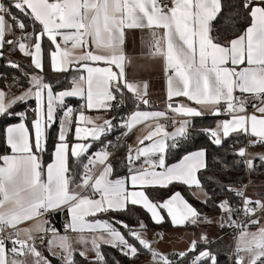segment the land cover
I'll return each instance as SVG.
<instances>
[{
    "label": "snow or ice",
    "instance_id": "snow-or-ice-1",
    "mask_svg": "<svg viewBox=\"0 0 264 264\" xmlns=\"http://www.w3.org/2000/svg\"><path fill=\"white\" fill-rule=\"evenodd\" d=\"M12 7L29 23L13 15ZM239 7L247 13L248 26L226 40L225 34L235 32L237 17L225 11L222 0H169L166 4L160 0H12L11 5L0 2V50L11 45L13 50L30 57L31 66L43 73L42 42L46 39L52 48V71L65 73L79 65L87 73L74 77L71 88L57 91L56 85L47 82L42 74L22 72L29 87L19 96L7 99L0 90V118L18 120L4 130L10 154L0 155V264H51L36 244L37 239L43 243L49 233L52 239L48 240L47 249L59 264H81V260L83 264H109L104 246L135 257L138 247L129 237L151 254L154 264H220L207 234L170 259L152 249L151 242L143 238L147 230L143 221L137 222L139 229H133L123 221L98 215L126 212L129 205H140L157 224L165 220L162 212L175 227L212 223L178 191L161 200L150 198L146 191L129 192L125 179L109 178L113 168L107 146L90 153L91 142L70 146L67 133L72 130V118L78 111V124L91 126L75 127V139L100 141L114 125L111 120L97 123L85 114V109L119 107L126 93L131 94L137 107L149 105L147 82L129 81L125 73L126 63H130L125 52L126 30L139 29L148 32L141 37L148 54L164 63L168 100L186 97L196 105L174 107L169 103L171 112L187 118L201 117L205 110L213 115H228L230 118L215 128L204 130L216 146H222L233 134L254 137L249 141L252 146L264 145V0H241ZM29 27L31 31H26ZM13 28L20 30V36L6 40V33ZM99 62L106 66H92ZM8 66L20 69L15 61H9ZM113 67L118 71H113ZM68 98H81L85 104L74 110L66 103ZM30 100L35 102L31 121L27 112L13 111L18 104L27 106ZM249 105L254 109L252 113L247 111ZM160 119L176 123L165 111L137 110L119 125L126 129L124 135L140 124L149 129L139 139L140 146L128 148V164L140 162L130 176L131 184L166 189L180 183L202 188L197 173L207 168L206 150L184 155L171 166L165 164L168 142L178 147L179 139L189 136L191 119L181 121L171 133L166 124L159 123ZM57 121L59 132L53 159L45 166L42 154L47 150V130ZM234 155L241 158L237 163L246 165L249 172L255 170L256 158L264 164V154L248 158L244 147ZM70 159L81 169L79 175L74 174L75 165L70 164ZM97 168L101 169L98 175ZM244 188L224 187V192L240 198L238 204L225 198L213 205L221 211V228L240 230L234 264H245L246 257L247 264H264V225L257 216L264 212V199L246 196ZM210 201L211 197H207L202 202ZM57 212L68 215L63 235L50 219H45ZM241 214L244 219L238 220ZM28 221L34 224L20 227ZM252 226L256 231L248 230ZM69 233H76L75 239ZM77 244L79 248L74 247Z\"/></svg>",
    "mask_w": 264,
    "mask_h": 264
},
{
    "label": "trees",
    "instance_id": "trees-1",
    "mask_svg": "<svg viewBox=\"0 0 264 264\" xmlns=\"http://www.w3.org/2000/svg\"><path fill=\"white\" fill-rule=\"evenodd\" d=\"M5 4L11 5L12 0H3ZM225 5V11L230 12L234 17H237V22L235 23V32H230L224 35V39L230 40L234 38L236 34L243 31L249 23L247 13L239 7L241 0H222ZM13 15L23 19L25 23H29L27 17L18 12L14 7L11 8ZM6 21L9 25L12 21L6 17ZM26 31H31V28H27ZM20 30L13 28L10 32L6 33V40H15L20 36ZM44 49V70L43 73L35 70L31 66V58L25 57L19 50H13L11 45H5L2 49L3 56L0 57V88L4 90L7 97L17 96L23 90L29 87L27 80L23 78L22 72H27L29 74L36 73L42 74L47 82L54 83L56 85V90L69 89L72 84L71 81L74 77L83 75L81 70H70L65 73H56L50 68V57L49 53L52 48L49 42L45 39L42 43ZM9 61H15L20 65V69L11 68L8 66ZM15 78H19L18 80ZM125 105H120L119 107H113L109 110V118L113 124L118 125L121 117L127 115L134 107V99L131 97L130 93L125 94ZM66 103L70 106L74 105V110H79L84 105V100L81 98H68ZM35 108V102L29 101L27 106L24 104H18L13 111H25L28 114V120L31 121L33 118V113L31 109ZM146 108V107H145ZM144 108V109H145ZM59 117V113L57 114ZM78 111L74 112L72 130L70 131L67 139L69 142L76 141L74 135V126L76 125V118ZM215 118H199L195 120L193 134H189L187 138H181L178 142V147H172V142L169 143V148L167 149L165 155L166 166L178 163L184 155L192 153L197 150H206L207 155V168L201 170L198 174L201 181L202 187L207 192V197H211V201L207 204L197 200L191 189L187 186L179 183H173L168 188H148L146 192L149 194L150 198L154 200L166 199L171 194L175 192H180L194 207H196L202 214H207V216H213L220 213L221 211L214 207L213 202H219L225 198H229L233 203L236 201V197L230 192H224L225 186H235L240 187L247 181V172L243 163H237L239 158L234 155L237 146L244 144L245 135H233L226 139L222 146H216L211 142L209 138H206L205 129H210L212 127ZM18 120L12 118H0V155L10 154V150L6 147L5 143V128L10 125L17 123ZM59 132V122L57 121L50 129L47 130V144L46 151L42 154V162L46 166L48 163L52 162L53 159V148L57 142ZM111 141V145L107 142ZM238 141V142H237ZM128 139L124 143L123 147L118 149L114 155L111 157L110 162L112 163V175L114 178H123L133 171L131 165L127 162L128 155ZM118 144L115 136L105 135L100 141L92 142V148L89 150L90 153L99 151L102 147L107 146V149H114ZM256 146L264 145L256 144ZM70 164L75 162L70 159ZM81 169L78 165H75V175H79ZM252 178L253 183L264 180V164L260 160L256 161V168L249 174ZM104 216V218H112L114 220L123 221L127 223L131 228L138 229V221H143L146 225L147 231L154 233H159L161 230L171 227L170 222L165 215V220L162 224H157L152 221L149 213L139 206L129 205V210L126 212H108L107 214H98ZM59 225V224H58ZM119 227V225H117ZM124 233H127V229L120 228ZM230 233V232H229ZM231 239L232 235L230 234ZM130 242L134 243L138 247V253L135 257L124 256L116 249L104 246L103 252L106 253L109 264H146L148 259L151 258V254L138 245V242L130 238ZM38 245V244H37ZM210 247L218 254L220 264H230V253L232 250V243L215 242L211 244ZM76 259L80 260L77 256ZM53 264H59V261L54 258L52 259ZM81 264L83 261L81 260Z\"/></svg>",
    "mask_w": 264,
    "mask_h": 264
},
{
    "label": "crops",
    "instance_id": "crops-1",
    "mask_svg": "<svg viewBox=\"0 0 264 264\" xmlns=\"http://www.w3.org/2000/svg\"><path fill=\"white\" fill-rule=\"evenodd\" d=\"M0 2H3V0H0ZM148 32L147 30H126V45H125V52L127 54L128 61L130 63H126L125 67V73H126V78L129 81H134V82H147L148 84V100H149V105H145V109L139 110V111H165V107L169 103L176 104L177 107L180 104H188L190 106H196L194 102L188 101L186 97H173L171 101L168 100L167 97V75L164 70V63L161 58L155 57L153 58L148 54V47L146 45H142L141 43V37L142 36H147ZM59 40V38H58ZM43 43V42H42ZM43 48V47H42ZM2 51V50H0ZM92 66H100L104 67L106 66L103 62H99L98 65H92ZM74 69H79L83 71V75H86V69H83L79 65H76ZM39 71V70H38ZM113 71H118L115 67H113ZM0 90H3L0 88ZM4 91V90H3ZM21 93H19L20 95ZM17 95V96H19ZM235 95L240 96L241 94L239 92H236ZM247 96L248 94H244ZM7 99H11V97H7ZM114 103V102H113ZM85 104V101H84ZM74 109V105L71 106ZM248 113H252L254 109L249 105L247 108ZM134 112V110H133ZM132 112V113H133ZM131 113V114H132ZM85 114L92 117L94 120H96L97 123H103L105 120H110L109 118V110L105 109H85ZM258 114V113H257ZM130 116V115H129ZM180 116V115H179ZM182 119L176 121L175 124L171 121L167 125V131L168 132H173L180 126V122L183 121L184 119H188L187 117L180 116ZM99 118V119H97ZM199 118H215L216 120L213 122L211 128H215L216 125L225 119H229L230 117L228 115H213L210 113V111L205 110V114L201 117H196L194 120H197ZM190 119V118H189ZM78 115L76 118V123L78 124ZM159 123L164 124L163 119L159 120ZM84 125V124H81ZM90 127V126H89ZM210 128V129H211ZM148 128L144 124L137 125L134 129H132L129 132L128 136V148L132 147L135 149L136 147L140 146L139 145V139L142 138L144 135L147 134ZM233 135H238V134H233ZM232 135V136H233ZM241 135V134H240ZM246 137V136H245ZM249 137L251 140H254V137ZM181 139V138H180ZM76 140V139H75ZM69 142V141H68ZM76 142H82V143H92L91 138L87 141H72L69 142L70 146L73 145ZM169 141L168 143H170ZM148 141H145V144H148ZM261 146H250V150L256 149L258 151H264V148H260ZM109 152L111 149H107ZM199 151V150H197ZM167 152V151H166ZM196 152V151H194ZM250 152V151H249ZM166 155V153H165ZM111 158V155L109 157V160ZM143 159V158H142ZM155 159V157H153ZM254 160V164L256 165V161ZM180 162V161H179ZM178 162V163H179ZM206 162H207V155H206ZM176 164V163H175ZM140 163H138L136 166L133 165V171L130 172L127 176L123 178H114L112 173L110 175V179H125L127 181V190L129 192H139V191H146L148 188H144L140 185H132L130 181V176L134 173L135 168L139 167ZM171 166V165H170ZM157 171H160L161 169H156ZM203 170V169H201ZM200 170V171H201ZM199 171V172H200ZM197 173V176L199 174ZM199 178V176H198ZM180 184V183H179ZM254 185L252 188H250V197L253 199H264V180L263 181H258L257 183H253ZM186 186V185H185ZM188 188L191 189V192L193 196L199 200V201H204L207 197L205 196V189L202 188H197L196 186H192ZM151 188H158V187H150ZM208 196V195H207ZM186 199V198H185ZM187 200V199H186ZM189 202V201H188ZM190 203V202H189ZM139 206L140 205H135ZM142 208V207H141ZM166 212H162L164 215ZM53 216V219L57 221V223L63 227L62 230H60V234H64V225L68 221V215L67 213H51ZM264 214V213H263ZM262 212H258L257 216L260 218L262 217ZM150 215V214H149ZM167 215V214H166ZM255 218V217H253ZM45 219H48V217H45ZM168 221L170 222L171 227L166 228L165 230L159 231L161 234V239L159 241L154 240V236L156 233L151 234V237L155 243L159 245V249L161 252L164 254L168 255L170 253H178L181 251H185L189 248L190 243L193 240H200V237L202 234H207V237L212 241L211 244H214L215 242H223V243H232L231 236L226 228H221L219 226L220 222L216 218L211 217L210 220L212 223L209 224H204L200 223L197 226H183V227H175L172 225L170 218L167 216ZM153 221V220H152ZM166 221V220H164ZM52 226H53V220H50ZM34 224L33 221H28L22 224L20 227H30ZM162 224V223H160ZM76 233H69V235H73ZM23 238V235H22ZM52 239V238H50ZM50 239H44L43 243L40 241L38 243V249L42 250L47 247V242ZM152 247V244H151ZM247 264V262H245ZM147 264V262H146ZM154 264V262H153Z\"/></svg>",
    "mask_w": 264,
    "mask_h": 264
},
{
    "label": "built area",
    "instance_id": "built-area-1",
    "mask_svg": "<svg viewBox=\"0 0 264 264\" xmlns=\"http://www.w3.org/2000/svg\"><path fill=\"white\" fill-rule=\"evenodd\" d=\"M160 2H161L162 4H166V3L169 2V0H160ZM124 97H125V96H124ZM124 97H123V103H122V105H125V98H124ZM247 98L250 99V100L255 99L254 97H251V96H248V95H247ZM118 99H119V97H118ZM114 104H115V102H114ZM172 104H173V103H172ZM167 105H168V104H167ZM173 106H174V107H177L176 104H173ZM114 107H115V106H114ZM144 108H145V105H142V104L139 105V107H137V102L135 101V102H134V107H133V109H132L127 115H124L123 117H121V119H120L118 125L113 124L114 127H113V129H112L110 132L107 133V136L113 134V135L115 136L116 140H118V144L116 145V147H115L114 149H112V150L110 151V153H111V157L114 155V153H115L118 149H120V148L123 147L124 143L126 142L128 136H129V132L127 133V135L122 134V133H124V132L126 131V129H122V128L119 126L120 123H121L123 120L127 119V118L129 117V115H131V113L133 112V110H134V111H137V110H142V109H144ZM164 110H165V112L168 113L169 117H173V118L175 119V121H178V120L182 119L179 115H177V114L171 112V111L168 109L167 106L165 107ZM188 119H189V118H188ZM190 119H191L192 127H190V128L188 129V131H189V134H193L195 120H194V118H190ZM171 121H172V119H163V122H164V124H166V125H168ZM204 135H205L206 138H209V139L211 140V137H210V135H209L207 132H206V134H204ZM250 140H251V139H250L249 137L246 136V137H245L244 144L241 145V146H237L235 149L238 150L239 148L244 147V148H246V153L249 154L250 146H251V144L249 143ZM248 158H249V155H248ZM110 159H111V158H110ZM138 163H140V162H136V163L133 164V165L136 166ZM133 165H131V166H133ZM244 166H245V169H246V172H247V181H246L243 185H241L240 187H238V189H239V188H244V186H246V188H244L245 194H246V196L250 197V190H251L250 188H252V186H253L254 184H253V181H252L251 176L249 175L251 172H249V170L247 169L246 165H244ZM100 170H101L100 168L95 169V172H96L97 175L99 174V171H100ZM239 200H240V198H239V197H236L235 204H238V203H239ZM203 215H204L205 217L209 218V219H210L211 217L216 218V219L219 220V222H221V219H222V214H221V212L218 213V214H215V215H213V216H209V215L207 216V214H203ZM47 217H48V219L53 220V226H54L57 230L60 231V230L63 229V227L60 226V225H58L57 221H55V220L53 219L52 214H49V216H47ZM237 219H238V220H243L244 217H243V215L241 214V216L237 217ZM204 224H209V223L204 222ZM224 228H226V229L228 230V232H230L231 235H232V250H231V253H230V259H229V260H230V264H234L235 259H236L235 255H234V253H235V246H236V243H237V237H238V235H239V231H240V230H239L238 228H234V227H224ZM160 234H161L160 232L157 233V234H155V236H154V240H155V241H159V240L161 239V235H160ZM50 238H52L51 233H49L47 236H45L44 239H50ZM39 242H40V240L37 239V240H36V244H38ZM117 251H118V250H117ZM118 252H119V251H118ZM174 253H175V252H174ZM174 253H170V254H168V256H169L170 259H175V258H176V257L173 255Z\"/></svg>",
    "mask_w": 264,
    "mask_h": 264
},
{
    "label": "rangeland",
    "instance_id": "rangeland-1",
    "mask_svg": "<svg viewBox=\"0 0 264 264\" xmlns=\"http://www.w3.org/2000/svg\"><path fill=\"white\" fill-rule=\"evenodd\" d=\"M77 126H80V127H89V126H91V125H81V124H77V123H76V125L74 126V135H75V127H77ZM69 133H70V132L67 133V136L69 135ZM255 154H264V151H258V150H256V149H252V150H250V152H249V158H252V156L255 155ZM257 159H258V158H256L255 160H257ZM254 162H255V161H254ZM263 213H264V212H262V214H263ZM260 219H261V224L264 225V214L262 215V217H261ZM217 220H218V219H217ZM138 229H139V228H138ZM248 230H249V231H256V227H255V226H252V227H250ZM151 234H152V232H149V231L146 230V232L143 234V238H145V239H147L148 241L151 242V244H152V249L157 250V251H159L160 253H163V252L160 251V249H159V245L153 241V239H152V237H151ZM76 235H77V234H73V235H71V236L73 237V239H75ZM74 247L79 248L80 245L77 244V245H74ZM40 251L44 254V256H46V257L51 261V264H53L52 259H54V257H52L51 255H49V251H48L47 247L44 248V249H42V250H40ZM163 254H164V253H163ZM242 255H245V256H246V254H244V253H242ZM29 261H31V257H29ZM153 262H154V261H153V258H152V256H151V258L148 259L147 264H153ZM245 262H247V257H246V259H245ZM245 264H246V263H245Z\"/></svg>",
    "mask_w": 264,
    "mask_h": 264
}]
</instances>
